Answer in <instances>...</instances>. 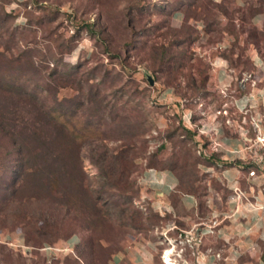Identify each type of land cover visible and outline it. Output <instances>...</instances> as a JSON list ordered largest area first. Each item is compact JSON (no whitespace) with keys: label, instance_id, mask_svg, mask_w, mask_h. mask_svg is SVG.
<instances>
[{"label":"rangeland","instance_id":"1","mask_svg":"<svg viewBox=\"0 0 264 264\" xmlns=\"http://www.w3.org/2000/svg\"><path fill=\"white\" fill-rule=\"evenodd\" d=\"M258 1L227 0L229 17L222 13L214 16L213 28L219 32L209 30L205 20L191 18L193 43L189 46L186 39L181 47L173 46L177 52H190L191 59H185L187 66L180 65L178 79L168 85L166 71L154 73L145 52L152 43H167L176 38L184 21L183 18L178 22L172 16L178 0H0V14L6 12L12 16L0 28V52L5 53L6 58L11 57L7 47L11 52L29 48L38 50L35 66L39 69L49 63H58L61 69L65 64L77 66L80 63L81 70L73 72L70 80L83 81L81 90L76 89L75 84L61 87L60 83L52 82V88L56 89L52 106L66 107L59 116H65L69 121L71 135L79 134L76 141L71 135L65 137L59 125L51 123L30 101L8 92L0 84V152L9 160V167L0 171V182L6 185L20 177L25 184L21 192L13 196H8V191L0 193V204L12 217L27 213L29 217L50 222L56 218L64 221L60 229L63 237L55 239L48 235L40 242H28L21 224L0 225V264H111L112 253L135 239L154 242L157 257L169 250L174 264H199L197 250L202 242L195 245L187 238L181 242L176 231L168 237L161 233L162 228L176 217L161 215L151 206L148 197L141 193V176L153 154L158 165L176 162L182 184L198 189L201 213H207L208 188L217 184L204 167L208 160L198 151L201 146H208L201 137L202 118L220 110L218 116H223V106L227 114L233 116L231 107L225 105L227 94L213 89L210 84L211 63L216 57L227 59L224 57L227 53L239 71L252 70L250 65H242L239 61L247 58L251 49H258L251 43L249 26L239 17L249 4L258 6ZM238 9H241L240 13L236 12ZM261 15L264 16V12ZM230 22H233L238 38L226 30ZM91 24L96 34L89 30ZM13 28H17L18 33L11 40ZM259 29L264 33V22ZM218 35L222 36L220 41L210 43V39ZM134 40L136 47L127 45ZM220 42H227L228 46L219 49L216 46ZM142 44L144 47L138 48ZM260 45H264V36ZM242 51L244 54H240ZM3 63L1 61L0 68H5ZM190 65L194 67L190 68ZM198 68L208 75L206 88L196 95L191 91L185 95L187 81L184 75L189 73L200 80ZM89 72L92 79H86ZM6 74L18 73L9 70ZM41 74L33 75L32 80L22 79L19 84L27 86L32 94L35 84H47L43 77L40 79ZM121 86L125 92L118 91ZM134 86L140 92L138 96H133L131 87ZM167 88L174 92L171 100L161 97ZM142 96L146 97L142 103L148 109L146 113L150 110L146 124L150 130L144 136L146 149L135 159L132 172L128 178L126 176L124 190L115 183V178L111 180L114 185L106 186L105 158L118 152L126 134L121 129L125 123L119 118L129 113L133 104L143 100ZM90 97L116 103L117 118L105 115L100 120L105 125H98L94 114L99 107L88 102ZM185 111L192 114L189 124L182 119ZM180 119L181 125L193 134L181 127ZM92 122L94 124L86 129V124ZM163 143L165 146L158 151ZM20 145L22 153L17 150ZM75 161L79 162L80 171L99 201L100 215H94L93 203L75 181L79 174ZM19 197H22L20 203L16 201ZM18 234L23 237L22 245L17 244ZM6 235L12 239H6ZM65 235L80 237L75 253L48 257L40 250L44 243H63L68 239ZM159 264L166 263L160 260Z\"/></svg>","mask_w":264,"mask_h":264},{"label":"crops","instance_id":"2","mask_svg":"<svg viewBox=\"0 0 264 264\" xmlns=\"http://www.w3.org/2000/svg\"><path fill=\"white\" fill-rule=\"evenodd\" d=\"M173 19L181 22L183 14L176 12ZM253 22L261 28L264 16L258 14ZM239 62L252 70L239 71L236 64L222 57L211 63L210 84L227 94L225 105L231 107L233 116L223 106V116H218L220 110L202 118L203 125L212 127L201 136L208 144L207 148L200 144L208 160L204 167L217 184L208 188L207 213H201L198 196L177 192L179 180L174 171L150 167L141 176V193L151 206L161 215L176 217L162 228V234L168 237L176 231L185 235L192 229L201 234L199 264H264V166L256 160L252 146L256 134L252 119L260 117L264 122V59L253 48ZM243 72L252 75V81L244 85L240 82ZM161 97L173 99L172 88L164 90ZM6 239L12 236L6 235ZM70 239L78 242L80 237ZM22 242L18 234L17 244ZM163 259L164 255L157 257L154 242L135 239L112 254L111 264H159Z\"/></svg>","mask_w":264,"mask_h":264},{"label":"trees","instance_id":"3","mask_svg":"<svg viewBox=\"0 0 264 264\" xmlns=\"http://www.w3.org/2000/svg\"><path fill=\"white\" fill-rule=\"evenodd\" d=\"M188 2H185V0H178V4L176 8L172 10V16L176 12H181L183 14V24L182 26L177 30L178 34L175 37L174 40H171L170 42H162L160 44L152 43L148 49V52H145L146 59L152 64L151 66L154 67V73L158 70L166 71L168 80L166 84L170 85L173 84L176 79H178L179 68L180 65L187 66L188 63H186V58L191 59V56L187 50H181L179 52L175 51L173 49V46L181 47L184 44V41L188 39L186 42L190 46L194 39L190 37L191 32L193 30V27L189 23V20L191 18H197V19H203L205 22H207L208 29L212 31H218L217 29L213 28L214 24V16H216L219 13L224 14L226 17H229L230 12L228 10V7L226 5L227 0H221L220 2L216 0H187ZM259 5L255 6L253 3L249 4L244 9V12H241V17H239V20L248 25L249 28H247V31H249L250 37L252 38L251 43L257 47L259 54H261V57H264V45H260V42H262L264 33L262 32L263 29H259L257 26H255L253 20L258 15L264 12V1L259 0ZM241 9L236 10V12L240 13ZM12 16L6 12H1L0 14V28L4 27V22L10 20ZM94 25H89V30L96 34L97 31L93 28ZM230 33L234 34L237 37L238 33L235 31L233 22H230V25L226 28ZM18 33L17 28H13L10 38L11 40L16 37ZM100 33V32H99ZM2 36V32H0V37ZM217 38V39H216ZM215 39H210V43L215 44L216 42L220 41L222 38L221 35L216 36ZM105 42V41H104ZM134 43V44H133ZM136 40L133 42H129L127 45L129 46H135ZM1 45V42H0ZM145 44H142L138 48H143ZM187 45V46H188ZM73 47V46H72ZM70 48V50L72 49ZM9 49L10 47H7L8 53L10 54V58H6L5 53L0 52V64L1 61L4 62L5 68H0V84L5 86V89L14 94L22 97L25 100L30 101L32 105L36 106L37 110L43 114L45 117L48 118V120L51 121V123L54 124V122L59 125L61 131L65 135V137L68 138V135H71V131L69 128V121L66 119V117H60L59 115L62 114L66 110L65 106H58L54 107L52 106L53 100L52 97H54V92H56V89L52 88V82L60 83L61 87H66L68 85H76V89L81 90L82 89V82L83 81H71L70 77L74 74L73 72L77 71L79 72L81 70L80 63L76 66L74 65H68L65 64V67L61 69V67H58V63L51 65L50 63L47 64L43 69L37 66H35L36 60L35 55L38 54V50L36 52L33 49L27 50L22 49L18 50L16 52H11ZM233 51V50H232ZM63 52V51H62ZM62 52H59L62 54ZM36 53V54H35ZM240 54H244L242 51ZM224 57H226L231 64H234L233 58L230 56V54L225 53ZM4 58L5 61H4ZM55 58V56H53ZM2 59V60H1ZM181 59V62H179ZM42 62L43 60L40 59ZM182 63V64H181ZM173 64V65H172ZM124 67H126V64H123ZM1 67V66H0ZM30 67L32 70H30ZM194 65H190V68H193ZM208 68V66H207ZM12 70L15 73L18 74H6L7 71ZM198 74L200 75V80L197 79V77H194L192 74H185L184 78L186 79L187 83L185 85V88L187 89L185 92V95L188 93V91H191L192 94L196 95L200 91L204 90L207 85L208 75L206 72L204 73L200 68L197 69ZM41 73H45L46 75L42 76ZM41 74V78L43 77V80L47 81V84L45 86H38L37 84L33 87L32 94L29 92V88L21 86L20 80L25 79L32 80L33 75H39ZM86 79H92V75L87 73ZM37 77V76H36ZM4 79H9L8 82H5ZM154 80V78L152 77ZM4 81V82H3ZM6 83V84H5ZM126 85V84H125ZM124 86H121L118 88V91H123ZM131 89L134 91L133 96H138L140 92L138 91L137 87H131ZM100 91H97L99 94ZM116 92V91H115ZM125 92V91H123ZM139 93V94H138ZM121 94V98H122ZM143 97V96H142ZM146 97H143V100L136 102L133 104L128 111L129 113L123 114L120 116V120L124 121L125 124L122 125L121 129L124 131L125 136L122 137V143L120 145V149L117 153L111 154L106 156L104 161V169L108 176V180L104 183L106 186L107 184H113L112 178H115V183H118L119 188L123 189L125 187V184L127 182L126 176L130 175L132 172V167H134L135 159L142 155L146 149L145 142L147 141L144 136L150 130L149 126H146L147 119H148V113H146V110H148L144 104V99ZM89 103L95 104L97 107V112L94 114L95 117L98 119V125H105V123L100 122L102 121L105 115L112 116L117 118L118 114V108L116 109V103H110L105 102L101 98H97L95 100V97L88 98ZM154 103V102H153ZM83 105V103L81 102ZM98 104V105H97ZM111 104V105H110ZM156 104V103H154ZM157 105V104H156ZM111 106L110 112L107 113L108 107ZM123 109V108H122ZM115 111V112H114ZM115 113V116H114ZM181 119H180V125H181ZM94 123H87L85 128H90ZM181 127L188 133L193 134L191 130L186 128L185 126ZM127 128V129H126ZM128 130V131H127ZM127 131V132H126ZM73 140L76 141L78 139L79 134L76 136V132L74 135H71ZM67 140V139H66ZM165 144H161L158 151L163 148ZM18 153L23 152V147L20 145L18 147ZM7 154L11 151H7ZM9 155V154H8ZM155 154H153L146 165V168L155 167V168H162V169H170L174 171L178 176V185H177V192H183V193H191L196 196H198L197 188L192 186H187L182 184L181 180V174L179 173L178 164L172 163V165H158L156 160H154ZM205 157V156H204ZM206 159V157H205ZM9 160L5 159V154H2L0 152V171H2L4 168L9 167ZM11 162V160H10ZM75 165L79 168V174L76 178V183L78 184L79 188L81 190H84L87 193V198L91 200V203L94 205V215H100V208L98 207L99 201L94 196L93 191L90 189V184L88 180L86 179V176L80 171V164L78 161H75ZM157 165V167H156ZM144 169V170H145ZM143 170V171H144ZM114 185V184H113ZM25 184L23 181H21L20 177H15L9 184H3L0 182V193L4 191H8V196H13L16 192H21V190L24 188ZM124 190V189H123ZM20 195V194H19ZM21 196V195H20ZM23 197V196H22ZM22 197L16 198L17 202L20 203L22 201ZM199 198V197H198ZM14 199V198H12ZM201 207V205H200ZM93 215V216H94ZM42 221L41 223H39ZM11 222V224L9 223ZM63 219L56 218L54 222H50L49 220L40 219V218H33L29 217L27 213L19 216H11L8 212H6V209L3 207L2 204H0V225L2 226H16V225H22L25 227V236L26 240L29 241H35L40 242L45 236H52L55 239L59 237H63L60 235V229L61 224H63ZM68 239L72 236L65 235ZM81 240L78 241V244L76 245L75 249L79 246ZM45 244V243H44ZM117 251V250H116ZM115 252V251H114ZM113 252V253H114ZM112 253V254H113Z\"/></svg>","mask_w":264,"mask_h":264},{"label":"built area","instance_id":"4","mask_svg":"<svg viewBox=\"0 0 264 264\" xmlns=\"http://www.w3.org/2000/svg\"><path fill=\"white\" fill-rule=\"evenodd\" d=\"M228 46L227 42H220L217 44V48L219 49H223L226 48ZM247 80H251L252 81V75L250 73H246L243 72L242 76L240 78V82L242 83V85H244V82ZM252 84H254V82H252ZM182 119L184 121L185 124H189L191 122L192 119V114L190 111H185L183 113ZM253 122V127L255 130V138L253 141V147L256 150L257 154H256V160L264 166V122L262 121V119L260 117H254L252 119ZM212 131V127L208 126V125H203L202 128L200 129L201 133H209ZM199 153L203 154L204 151L202 150V148H199ZM254 172H252L253 174ZM181 238V242H184V238H187L188 241L193 242L195 245H199V243L202 242V237L201 234L198 233V230H194L192 229L191 231H188L187 234L179 235ZM78 244V242H72L71 239H67L66 241H64L61 244L58 243H45L40 250L44 251L46 253V255L48 257H53L56 256L60 253L62 254H71V253H75V247ZM219 257V255H217Z\"/></svg>","mask_w":264,"mask_h":264},{"label":"bare ground","instance_id":"5","mask_svg":"<svg viewBox=\"0 0 264 264\" xmlns=\"http://www.w3.org/2000/svg\"><path fill=\"white\" fill-rule=\"evenodd\" d=\"M164 262L166 264H174L172 262V258L170 257V251L169 250L164 254Z\"/></svg>","mask_w":264,"mask_h":264},{"label":"water","instance_id":"6","mask_svg":"<svg viewBox=\"0 0 264 264\" xmlns=\"http://www.w3.org/2000/svg\"><path fill=\"white\" fill-rule=\"evenodd\" d=\"M152 81V80H151Z\"/></svg>","mask_w":264,"mask_h":264}]
</instances>
